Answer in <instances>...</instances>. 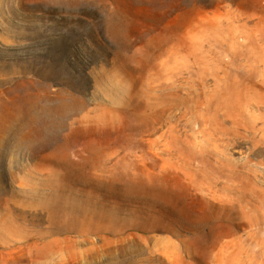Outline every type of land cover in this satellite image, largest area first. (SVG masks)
<instances>
[{
  "label": "rangeland",
  "instance_id": "374dc122",
  "mask_svg": "<svg viewBox=\"0 0 264 264\" xmlns=\"http://www.w3.org/2000/svg\"><path fill=\"white\" fill-rule=\"evenodd\" d=\"M0 264H264V0H0Z\"/></svg>",
  "mask_w": 264,
  "mask_h": 264
}]
</instances>
